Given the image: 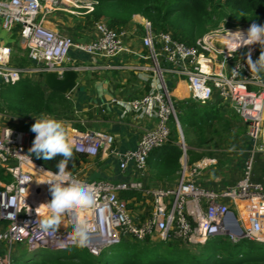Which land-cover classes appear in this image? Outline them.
Listing matches in <instances>:
<instances>
[{
    "label": "built area",
    "instance_id": "obj_1",
    "mask_svg": "<svg viewBox=\"0 0 264 264\" xmlns=\"http://www.w3.org/2000/svg\"><path fill=\"white\" fill-rule=\"evenodd\" d=\"M84 2L86 7L82 6ZM95 4L96 0H0L1 28L6 32L17 28V45L28 62L25 68L13 66L11 48L0 45V88L28 78L46 89L43 85L46 73H56L60 78L68 70L78 74L88 71V67L67 65L72 50L104 60L127 53L142 63L138 69L147 72L153 80L147 94L127 104L133 112H151L156 124L145 131L134 151L123 154L113 149L112 135L72 129L68 136L74 152L88 159H95L101 153L115 155L121 172L133 163L137 175L135 179L116 183L105 180L85 183L77 174H71V182L95 187L96 203L90 210L65 217L57 233L42 234L38 226L45 214L43 203L51 200L48 185L43 182L49 179L50 171L30 159L28 133L0 121V171L10 178L9 182L0 183V219L6 222L0 229V264H12L16 245H24L31 254L39 250L57 253L75 247L70 234L81 218L91 225L90 243L84 249L94 257L123 241L178 242L196 247L221 236L231 243L249 240L264 245V186L251 179L254 154L264 152V83L253 79L245 63L249 52L253 61L260 54L258 44L242 46L234 52L229 36L237 30L246 32L248 27L220 25L196 45L187 47L169 33L155 32L150 22L142 19L139 23L142 50L135 52L125 44L126 29L117 33L102 21L93 23L94 36L85 42H76L45 25L54 12L74 14L85 9L84 14H88ZM238 64L241 73L234 75L232 69ZM166 77L184 81L187 97L181 102L198 107L226 105L245 125L252 150L243 164L240 179L233 186L215 190L200 187L191 179L215 162L205 158L187 165L186 146L180 141L176 99ZM170 119L174 121L182 152L180 176L172 183L150 182L146 158L171 138ZM127 191L138 193L139 200L120 198ZM240 203H246L245 218L238 214L237 208H232Z\"/></svg>",
    "mask_w": 264,
    "mask_h": 264
},
{
    "label": "trees",
    "instance_id": "obj_2",
    "mask_svg": "<svg viewBox=\"0 0 264 264\" xmlns=\"http://www.w3.org/2000/svg\"><path fill=\"white\" fill-rule=\"evenodd\" d=\"M134 16L150 22L155 32L169 33L174 40L189 47L196 45L206 33L220 25L226 28L249 27L253 22L264 25V0H96L92 11L86 14V19L92 25L102 21L110 29L120 33ZM12 47L15 66L25 68L28 65L26 55L19 49L17 42ZM260 51L258 45V54ZM178 105L184 109V114L178 116V121L187 137L190 128L204 132L211 123L220 121L223 117L216 110L221 107L218 105L198 107L183 102ZM73 107L70 99L50 92L28 78L4 84L0 88V110L20 120H29L42 114L54 115L59 110L65 111L63 113L68 117L73 112ZM169 125V141L153 149L146 158L147 174L154 181L162 183L176 178L181 172L182 152L177 143L179 135L172 119ZM74 127L78 129L77 126ZM79 129L82 130L80 127ZM25 132L29 134L28 153L35 134L30 130ZM186 155L188 164L199 162L203 157L192 148L186 149ZM29 157L34 164L52 173L57 171L56 164L62 159L57 156L45 161L35 156ZM87 162L85 155L73 151L67 171L77 174L81 165ZM9 181L10 178L0 171V183ZM120 198H135L138 201L140 197L135 191H127L121 193ZM5 226L6 222L0 219V229ZM262 246L264 245L249 240L231 243L221 236L208 239L196 246L197 250L188 249L178 242L123 241L103 250L98 257L75 246L63 252H52L53 254L47 250H39L32 257L24 258L22 264H264ZM16 261L17 258H13L12 264H17Z\"/></svg>",
    "mask_w": 264,
    "mask_h": 264
},
{
    "label": "crops",
    "instance_id": "obj_3",
    "mask_svg": "<svg viewBox=\"0 0 264 264\" xmlns=\"http://www.w3.org/2000/svg\"><path fill=\"white\" fill-rule=\"evenodd\" d=\"M70 15L72 17L54 12L45 25L48 29L70 36L76 42H85L91 39L94 36L93 27L82 30L80 24H82V19L84 18L79 17L80 15L76 12L74 14L70 13ZM141 20L142 18L139 16H134L125 28L128 32L127 37L124 39L125 44L135 52L142 50L139 25ZM17 40V28L11 32H6L2 30L0 25L1 46H8L12 50V46ZM12 53L11 64L15 66ZM67 65L89 68L88 71L79 73L77 87L68 97L74 106L73 112L64 122L68 135L71 134L72 129L76 128L74 126H77L78 129L76 130L82 133L101 132L112 135L114 138L112 147L119 154L134 151L145 131L152 129L156 124V119L151 112L136 113L127 104L129 101L147 94L150 85L153 84L150 75L138 69L140 65L142 66V63L127 53L104 60L98 56H88L72 50L68 55ZM169 89L177 101L185 98V95L187 96L183 80L171 82ZM209 106H215V104H210ZM42 115L32 117V120L41 118ZM0 121L18 128V125H26V122L30 120H20L0 110ZM245 141L241 145L235 144L237 146L229 153L226 152L216 157H210L215 158L216 161L220 159L219 164L217 165V162L213 160L215 164L200 170L191 179L203 188L220 190L233 186L240 179L243 164L251 154L252 146L248 140ZM207 156L204 155L202 159L207 158ZM118 164L119 161L115 155L101 153L97 158L88 159L86 164L81 165L77 175L79 180L85 183L99 180L116 183L136 178L137 173L133 163H130L124 172L119 170ZM193 164L195 162L192 164L187 162L188 166ZM179 176L180 174L164 183L154 182L161 184L172 183ZM251 179L253 182L264 186V152H256L254 154ZM232 208H237L238 214L245 218L248 211L246 203L237 204Z\"/></svg>",
    "mask_w": 264,
    "mask_h": 264
},
{
    "label": "clouds",
    "instance_id": "obj_4",
    "mask_svg": "<svg viewBox=\"0 0 264 264\" xmlns=\"http://www.w3.org/2000/svg\"><path fill=\"white\" fill-rule=\"evenodd\" d=\"M243 16V14H241ZM232 49L235 52L242 46L258 44L260 55L253 61L251 52L247 54L245 63L250 75L258 83H264V25L251 23L246 32L237 30L229 33ZM234 75H240L241 65L232 69ZM30 131L35 134L31 147L28 149L30 156L45 161L53 160L57 156L62 159L56 164L57 171L49 173V179L45 184L51 200L43 203L44 216L39 222V230L42 234L49 232L55 234L59 231L63 219L77 213L90 210L96 203L97 192L94 186L74 183L70 181V173L67 171L68 162L73 158V142L69 139L65 123L51 116L42 115L35 119ZM11 129H8V136ZM91 225L85 219H78L73 225L70 239L80 247H87L90 243ZM43 238V236L41 237Z\"/></svg>",
    "mask_w": 264,
    "mask_h": 264
},
{
    "label": "rangeland",
    "instance_id": "obj_5",
    "mask_svg": "<svg viewBox=\"0 0 264 264\" xmlns=\"http://www.w3.org/2000/svg\"><path fill=\"white\" fill-rule=\"evenodd\" d=\"M83 7L87 6V3L82 4ZM86 10H78L77 13H79V17L84 18L82 19V24H80V28L83 29H89L92 27V24L88 23V19H86V14H84ZM56 13L62 14V15H70L68 12H63V11H57ZM53 14V13H52ZM258 48V46H257ZM260 54V53H259ZM166 80L170 86L171 82H175L173 79L170 77H166ZM187 96L185 95V98ZM180 101L174 100V105H175V110L177 113V118L178 116H182L184 114V109L182 106H179ZM178 103V104H177ZM216 109V108H215ZM218 114H222V119L220 121H215L210 124L209 128H205V131H199L196 128H190L188 131V137L183 134L181 130V137L180 141L183 142L186 146V149L192 148L194 152L198 154L208 155L207 159L209 160H215V158H210V157H216L219 156L220 154L226 153L229 151H232L233 148L237 145H241L242 142H246L245 140L247 139L246 136V128L245 125L242 124L240 120H238L229 110V107L226 105L221 106L219 109H216ZM65 111L59 110L58 113L54 115H50L51 117L61 120L63 122H66L65 117ZM180 112V114H179ZM34 118H30V121L26 122V125H18V129L21 131H29L31 128V125L35 122ZM39 119V118H37ZM170 123V122H169ZM11 124V123H9ZM171 128V125H169ZM179 140V137L177 138ZM237 144V145H235ZM206 157V156H205ZM220 160V159H219ZM219 160H217V165L219 164ZM256 166V165H255ZM260 176V175H259ZM149 181L154 182V180L151 178L150 175H148ZM180 244V243H179ZM182 246L188 248V249H195V247L191 245H183ZM262 251H264V246H262ZM38 252V251H36ZM32 252L27 251V247L24 245H16L13 247V252L12 256L13 258H17L16 263L17 264H22V261L24 258L27 256L32 257L33 254ZM50 254H53L51 251H49Z\"/></svg>",
    "mask_w": 264,
    "mask_h": 264
},
{
    "label": "water",
    "instance_id": "obj_6",
    "mask_svg": "<svg viewBox=\"0 0 264 264\" xmlns=\"http://www.w3.org/2000/svg\"><path fill=\"white\" fill-rule=\"evenodd\" d=\"M78 77L79 74L72 70L65 71L60 78L56 73H46L43 85L48 91L67 97L76 89Z\"/></svg>",
    "mask_w": 264,
    "mask_h": 264
}]
</instances>
